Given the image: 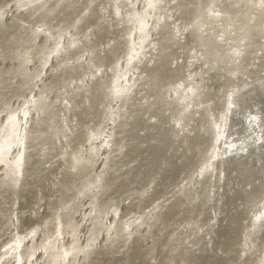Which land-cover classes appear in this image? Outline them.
I'll return each mask as SVG.
<instances>
[{"label": "bare ground", "instance_id": "6f19581e", "mask_svg": "<svg viewBox=\"0 0 264 264\" xmlns=\"http://www.w3.org/2000/svg\"><path fill=\"white\" fill-rule=\"evenodd\" d=\"M0 264H264V0H0Z\"/></svg>", "mask_w": 264, "mask_h": 264}]
</instances>
